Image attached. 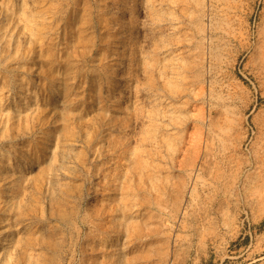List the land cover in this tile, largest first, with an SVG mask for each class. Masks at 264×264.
Listing matches in <instances>:
<instances>
[{
  "label": "rangeland",
  "instance_id": "obj_1",
  "mask_svg": "<svg viewBox=\"0 0 264 264\" xmlns=\"http://www.w3.org/2000/svg\"><path fill=\"white\" fill-rule=\"evenodd\" d=\"M0 238L264 264V0H0Z\"/></svg>",
  "mask_w": 264,
  "mask_h": 264
},
{
  "label": "bare ground",
  "instance_id": "obj_2",
  "mask_svg": "<svg viewBox=\"0 0 264 264\" xmlns=\"http://www.w3.org/2000/svg\"><path fill=\"white\" fill-rule=\"evenodd\" d=\"M27 2V0H25ZM25 5V4H24ZM139 6V4L137 5V7ZM134 14H136V11L134 12ZM27 17V16H26ZM26 22L28 23L27 21V18H26ZM28 25V24H26ZM26 25L24 26L25 29H26ZM23 32H26L25 30ZM12 167H14V163H10L7 165V168L8 169H12ZM15 237H13V235H11L10 237H8V240L12 241L14 240ZM8 242L4 240V238H0V245H5L7 244ZM20 249L19 250H16L15 252H6L4 255H6V259L5 261L3 262V264H5L6 262L7 263H10V264H18V262H20L19 260V257L21 255H18V253H20ZM15 262V263H14Z\"/></svg>",
  "mask_w": 264,
  "mask_h": 264
}]
</instances>
